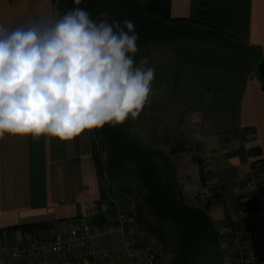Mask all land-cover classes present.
<instances>
[{
  "label": "crops",
  "instance_id": "0c3cea01",
  "mask_svg": "<svg viewBox=\"0 0 264 264\" xmlns=\"http://www.w3.org/2000/svg\"><path fill=\"white\" fill-rule=\"evenodd\" d=\"M55 13L54 0H0V23L9 27ZM170 16L221 30L264 58V0H170ZM176 43L153 44L134 61L154 68L155 79L144 125L140 119L129 125V118L128 131L168 154L186 200L198 201L194 205L215 224L223 257L230 222L250 210L243 226L254 243L255 264H264V84L258 67L214 46ZM106 149L98 129L71 141L7 134L0 139V247L85 222L107 224L120 212L131 227L163 224L149 214L142 190L135 197L127 181L109 178ZM253 171L260 192L248 185ZM123 241L117 230L96 237L95 245L115 248ZM0 264L37 262L0 258ZM60 264L73 263L63 256Z\"/></svg>",
  "mask_w": 264,
  "mask_h": 264
},
{
  "label": "clouds",
  "instance_id": "9594fccd",
  "mask_svg": "<svg viewBox=\"0 0 264 264\" xmlns=\"http://www.w3.org/2000/svg\"><path fill=\"white\" fill-rule=\"evenodd\" d=\"M73 2L24 26L0 23V139L71 141L136 120L149 102L155 69L134 66V23L97 22Z\"/></svg>",
  "mask_w": 264,
  "mask_h": 264
},
{
  "label": "water",
  "instance_id": "95a60500",
  "mask_svg": "<svg viewBox=\"0 0 264 264\" xmlns=\"http://www.w3.org/2000/svg\"><path fill=\"white\" fill-rule=\"evenodd\" d=\"M75 6L68 0V10ZM80 8L91 18L109 23L131 20L139 39L138 50L157 42L190 40L217 43L240 59H250L264 84V58L252 46L235 41L221 30L198 26L188 21L168 23L159 15L146 13L142 0H82ZM135 55V54H134ZM128 123L105 125L98 129L106 149V169L110 179L127 181L142 188L143 202L149 214L178 235L172 264H213L219 253V233L209 214L187 202L180 188L174 164L159 148L137 143L128 131ZM168 240L171 236L168 234Z\"/></svg>",
  "mask_w": 264,
  "mask_h": 264
},
{
  "label": "built area",
  "instance_id": "2783aa9c",
  "mask_svg": "<svg viewBox=\"0 0 264 264\" xmlns=\"http://www.w3.org/2000/svg\"><path fill=\"white\" fill-rule=\"evenodd\" d=\"M259 179L255 172L248 176V185L259 192ZM194 196L207 201V196L198 191ZM251 215L244 209L230 224V237L227 242L229 264H255L257 257L253 240L243 226V220ZM128 215L120 212L115 221L103 225L83 223L67 231L50 237L32 238L26 242L16 241L0 247V258L6 260H29L37 264H60L61 257L69 258L73 264H165V254L161 247L147 244L146 239L128 224ZM121 230L123 244L115 248H98L95 239Z\"/></svg>",
  "mask_w": 264,
  "mask_h": 264
},
{
  "label": "rangeland",
  "instance_id": "374dc122",
  "mask_svg": "<svg viewBox=\"0 0 264 264\" xmlns=\"http://www.w3.org/2000/svg\"><path fill=\"white\" fill-rule=\"evenodd\" d=\"M144 1V0H142ZM171 42H177L176 44H194L196 46H203V47H208V48H213L211 46H214L216 48H220V50H223L225 52H228L227 50H225L224 48L220 47V45H218L217 43H207V42H198V41H190V40H177V41H171ZM164 43V42H162ZM153 44H161V42H157V43H153ZM153 44H149L147 45L145 48H142V49H139L135 55H134V61L137 60V58L141 55V53L149 48V46H152ZM253 62V61H251ZM147 108V105H145L143 111L141 112L140 116L136 119H140L138 122L141 124L140 125H144L142 120H143V114H144V111L145 109ZM137 122V124H138ZM128 123L129 125L135 123V120L132 121V119L130 118L128 120ZM137 143L144 145V143L142 144L141 143V140H139L138 138L134 137V136H131ZM145 147H148V146H145ZM131 188L130 189L133 193H135V197H137L138 195L136 193H138L140 190H142V188L140 186H135L133 187L131 184H130ZM120 188V187H119ZM142 195V194H141ZM122 197L123 198H129L126 194L122 193ZM187 202L191 205H194V204H199L198 201H196L195 199H191V198H187ZM147 207V205H146ZM127 209V208H126ZM164 224H139V226H136L135 224H132V228L136 231H141V237L145 238L146 239V243L147 244H152L153 247H161V250H162V253L163 254H168L170 253L171 251L166 247V242L168 241V239H166L168 237V234L171 236V243L173 244V242H177L178 243V235L174 234L173 232H168V231H165V234H167V237L165 238V236L162 234V230L159 228V226H163ZM136 227V228H135ZM140 234V233H139ZM167 240V241H166ZM97 247V246H96ZM100 248V247H98ZM226 257H223L221 255V253H218L213 264H229L228 261H229V257H228V253L225 254ZM167 264V263H165Z\"/></svg>",
  "mask_w": 264,
  "mask_h": 264
},
{
  "label": "trees",
  "instance_id": "16d2710c",
  "mask_svg": "<svg viewBox=\"0 0 264 264\" xmlns=\"http://www.w3.org/2000/svg\"><path fill=\"white\" fill-rule=\"evenodd\" d=\"M56 13L61 15L68 10L67 2L68 0H54ZM143 6L147 14L149 15H159L166 22H174V19L170 16V0H144ZM30 227V226H29Z\"/></svg>",
  "mask_w": 264,
  "mask_h": 264
},
{
  "label": "flooded vegetation",
  "instance_id": "af4514ba",
  "mask_svg": "<svg viewBox=\"0 0 264 264\" xmlns=\"http://www.w3.org/2000/svg\"><path fill=\"white\" fill-rule=\"evenodd\" d=\"M129 183V182H128ZM162 230V234L165 236V238L167 237V234H165V231L170 232V230L168 229L167 225L164 224L163 226L159 227ZM172 232V231H171ZM174 233V232H173ZM175 234V233H174ZM177 235V234H176ZM168 239V237L166 238ZM167 241V240H166ZM177 242H173V244L171 243V241H167L166 242V247L171 251L170 253L165 255V263L167 264H172L173 258L175 256L176 253V249H177Z\"/></svg>",
  "mask_w": 264,
  "mask_h": 264
}]
</instances>
